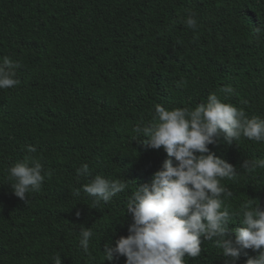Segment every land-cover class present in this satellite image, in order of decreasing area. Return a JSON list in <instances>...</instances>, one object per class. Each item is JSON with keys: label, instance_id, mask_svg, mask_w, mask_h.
Segmentation results:
<instances>
[{"label": "trees", "instance_id": "16d2710c", "mask_svg": "<svg viewBox=\"0 0 264 264\" xmlns=\"http://www.w3.org/2000/svg\"><path fill=\"white\" fill-rule=\"evenodd\" d=\"M188 10L195 31L180 23ZM258 28L264 0H0V59L21 64L17 85L0 89V264H52L58 253L63 264H126L104 260V247L129 234L128 197L169 159L163 147H146L147 137L132 140V129L152 119L157 103L195 108L228 85L229 102L264 117ZM27 145L36 146L45 175L28 203L13 194L6 171ZM209 148L238 168L221 181L234 193L231 208L250 198L264 208V169L241 168L264 157V142L221 138ZM82 163L129 187L95 208L81 188L88 179L77 180ZM241 226L240 218L229 224ZM81 227H92L90 255L79 247ZM201 249L187 264H227L212 242L202 238ZM246 252L236 264L258 255Z\"/></svg>", "mask_w": 264, "mask_h": 264}, {"label": "clouds", "instance_id": "9594fccd", "mask_svg": "<svg viewBox=\"0 0 264 264\" xmlns=\"http://www.w3.org/2000/svg\"><path fill=\"white\" fill-rule=\"evenodd\" d=\"M180 23L195 31L196 13L188 10ZM255 31L258 35L264 33L260 28ZM20 67L18 60L8 56L0 59V89L17 85ZM184 84L181 79L177 87ZM219 93L210 92L195 108H167L157 103L152 119L134 126L132 140L147 137L143 144L152 149L163 147L169 159L150 182L136 185L128 197L126 213L132 217L129 234L120 236L114 245L111 241L105 245L104 260L126 257V264H187L186 255L195 258L201 254L203 238L220 250L227 264H236L248 249L258 255L249 257L245 264H264V208L251 198L239 209L231 208L227 201L234 193L221 181L233 180L239 174L238 168L209 148L221 138L228 145L238 143L241 137L264 142V117L249 116L243 108L229 102L235 93L232 86L221 87ZM36 153V146L27 145L25 155L6 169L13 194L27 203L29 193L40 192L45 181L42 157ZM241 168L249 174L264 169V157L245 159ZM76 174L78 182L80 177L88 179L81 188L99 209L101 203H110L129 187L126 179L92 176L88 163H82ZM80 191L77 189L76 195ZM236 218L243 226L230 229L229 224ZM92 236V227L80 228L79 247L85 254H91ZM51 261L63 264L59 253Z\"/></svg>", "mask_w": 264, "mask_h": 264}]
</instances>
